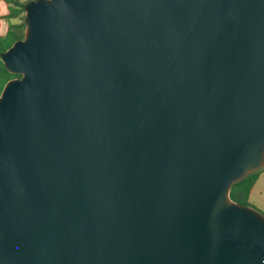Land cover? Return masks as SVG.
<instances>
[{"label": "water", "instance_id": "obj_1", "mask_svg": "<svg viewBox=\"0 0 264 264\" xmlns=\"http://www.w3.org/2000/svg\"><path fill=\"white\" fill-rule=\"evenodd\" d=\"M2 52L0 264H264V0H29Z\"/></svg>", "mask_w": 264, "mask_h": 264}, {"label": "trees", "instance_id": "obj_2", "mask_svg": "<svg viewBox=\"0 0 264 264\" xmlns=\"http://www.w3.org/2000/svg\"><path fill=\"white\" fill-rule=\"evenodd\" d=\"M28 1L29 0H6V2L9 4V13L6 14L5 17L9 21V28L5 35L0 36V94L8 80L20 76V74L18 73H12L7 70L1 60V54L9 47H11L15 41L24 37L25 33L18 31L20 27L25 28L26 26L24 22V16H21L23 20L19 24L12 23L11 19L18 17L25 12L24 7L26 2ZM259 172L260 170L248 175L247 177L241 179L233 185L231 189V197L235 201L243 205L253 206L248 198L250 190L258 178Z\"/></svg>", "mask_w": 264, "mask_h": 264}, {"label": "crops", "instance_id": "obj_3", "mask_svg": "<svg viewBox=\"0 0 264 264\" xmlns=\"http://www.w3.org/2000/svg\"><path fill=\"white\" fill-rule=\"evenodd\" d=\"M2 10H0V35L4 34L8 29V22L5 15L8 13V5L4 0H0ZM264 168L259 172L258 178L252 186L249 193V201L256 208L264 211Z\"/></svg>", "mask_w": 264, "mask_h": 264}, {"label": "rangeland", "instance_id": "obj_4", "mask_svg": "<svg viewBox=\"0 0 264 264\" xmlns=\"http://www.w3.org/2000/svg\"><path fill=\"white\" fill-rule=\"evenodd\" d=\"M5 2H6V0H4ZM7 3V2H6ZM7 5H8V8H9V4L7 3ZM0 10H2V6L0 5ZM8 13H9V10H8ZM7 13V14H8ZM21 16H25V12L24 13H22L20 16H18V17H15V18H12L11 19V22L12 23H15V24H19V23H21L22 22V17ZM6 18V17H5ZM6 21L8 22V28H9V21L6 19ZM25 28H26V26H25ZM25 28H23V27H20L19 29H18V31L19 32H24L25 33ZM7 31H8V29H7ZM7 31L4 33V34H2V35H5L6 33H7ZM2 35H0V36H2ZM264 168V167H263ZM264 170V169H263Z\"/></svg>", "mask_w": 264, "mask_h": 264}]
</instances>
